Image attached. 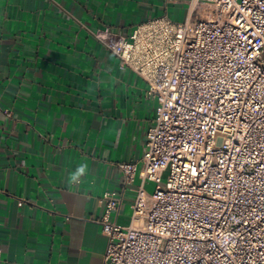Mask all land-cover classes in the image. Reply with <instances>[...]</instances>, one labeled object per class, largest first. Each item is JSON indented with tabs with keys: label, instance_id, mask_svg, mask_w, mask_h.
<instances>
[{
	"label": "built area",
	"instance_id": "1",
	"mask_svg": "<svg viewBox=\"0 0 264 264\" xmlns=\"http://www.w3.org/2000/svg\"><path fill=\"white\" fill-rule=\"evenodd\" d=\"M189 13L96 31L157 101L127 226L106 190L102 264H264V0H189ZM147 184H153L148 192Z\"/></svg>",
	"mask_w": 264,
	"mask_h": 264
},
{
	"label": "crops",
	"instance_id": "2",
	"mask_svg": "<svg viewBox=\"0 0 264 264\" xmlns=\"http://www.w3.org/2000/svg\"><path fill=\"white\" fill-rule=\"evenodd\" d=\"M188 3L0 0V264L103 263L102 196L121 191L111 218L129 225L140 178L117 163L140 162L157 101L93 33L181 21Z\"/></svg>",
	"mask_w": 264,
	"mask_h": 264
},
{
	"label": "clouds",
	"instance_id": "3",
	"mask_svg": "<svg viewBox=\"0 0 264 264\" xmlns=\"http://www.w3.org/2000/svg\"><path fill=\"white\" fill-rule=\"evenodd\" d=\"M87 165L86 164H81L74 173L71 174L70 176V182H76L79 180L81 176H83L86 172Z\"/></svg>",
	"mask_w": 264,
	"mask_h": 264
},
{
	"label": "rangeland",
	"instance_id": "4",
	"mask_svg": "<svg viewBox=\"0 0 264 264\" xmlns=\"http://www.w3.org/2000/svg\"><path fill=\"white\" fill-rule=\"evenodd\" d=\"M146 189H147V191L150 192V193L153 192V190H154V186H153V184H147V185H146Z\"/></svg>",
	"mask_w": 264,
	"mask_h": 264
}]
</instances>
